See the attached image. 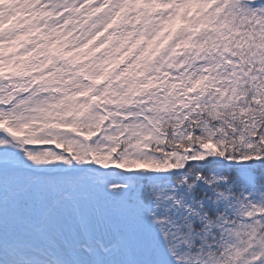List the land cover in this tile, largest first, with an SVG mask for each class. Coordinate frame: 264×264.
I'll list each match as a JSON object with an SVG mask.
<instances>
[{"label": "snow or ice", "instance_id": "6c2138e0", "mask_svg": "<svg viewBox=\"0 0 264 264\" xmlns=\"http://www.w3.org/2000/svg\"><path fill=\"white\" fill-rule=\"evenodd\" d=\"M0 264H264V0H0Z\"/></svg>", "mask_w": 264, "mask_h": 264}]
</instances>
